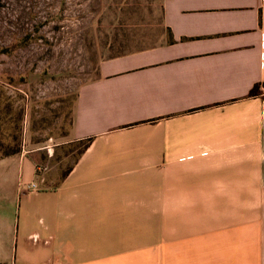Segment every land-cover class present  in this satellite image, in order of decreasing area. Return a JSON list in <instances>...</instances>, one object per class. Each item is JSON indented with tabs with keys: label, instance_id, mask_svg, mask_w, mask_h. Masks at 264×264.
I'll use <instances>...</instances> for the list:
<instances>
[{
	"label": "crops",
	"instance_id": "0c3cea01",
	"mask_svg": "<svg viewBox=\"0 0 264 264\" xmlns=\"http://www.w3.org/2000/svg\"><path fill=\"white\" fill-rule=\"evenodd\" d=\"M158 25L79 87L61 172L0 158V264H264V0H159Z\"/></svg>",
	"mask_w": 264,
	"mask_h": 264
},
{
	"label": "rangeland",
	"instance_id": "374dc122",
	"mask_svg": "<svg viewBox=\"0 0 264 264\" xmlns=\"http://www.w3.org/2000/svg\"><path fill=\"white\" fill-rule=\"evenodd\" d=\"M158 18L159 0H0V138L61 172L82 147L69 139L79 87L103 60L158 40Z\"/></svg>",
	"mask_w": 264,
	"mask_h": 264
},
{
	"label": "trees",
	"instance_id": "16d2710c",
	"mask_svg": "<svg viewBox=\"0 0 264 264\" xmlns=\"http://www.w3.org/2000/svg\"><path fill=\"white\" fill-rule=\"evenodd\" d=\"M258 94H259V84H256L250 90L249 95L253 96ZM7 138H9V140H6ZM88 141L89 139L82 141L81 146L85 147ZM10 143H12L13 146H9ZM0 148L2 149V151L0 152V158L19 153L22 149L20 137H17L16 135H11L8 137L2 136V138H0Z\"/></svg>",
	"mask_w": 264,
	"mask_h": 264
},
{
	"label": "built area",
	"instance_id": "2783aa9c",
	"mask_svg": "<svg viewBox=\"0 0 264 264\" xmlns=\"http://www.w3.org/2000/svg\"><path fill=\"white\" fill-rule=\"evenodd\" d=\"M37 186L35 183H32V184H29L28 185V188H32V189H35Z\"/></svg>",
	"mask_w": 264,
	"mask_h": 264
}]
</instances>
